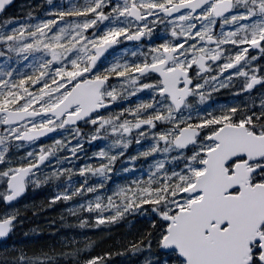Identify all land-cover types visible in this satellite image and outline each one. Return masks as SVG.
Segmentation results:
<instances>
[{"label": "snow or ice", "instance_id": "6c2138e0", "mask_svg": "<svg viewBox=\"0 0 264 264\" xmlns=\"http://www.w3.org/2000/svg\"><path fill=\"white\" fill-rule=\"evenodd\" d=\"M10 3L11 0H0V11ZM106 8L110 10L105 11ZM55 15L60 20L66 16L85 19L65 23L50 37L48 32L57 24L56 20L37 24L27 33L25 27L13 29L11 33H0V44L7 45L8 52L43 53L34 58L38 67L30 75L13 79V71H0V77H8L0 79V125H4L8 133V136H0V163L5 161L9 150L6 146L9 136L31 142L57 129L76 125L78 121L98 125L95 129L97 134L101 130L106 132L107 125H112V133L115 134L121 129L123 133H130L133 128L141 129L143 125L154 128L156 121L169 123L172 127L156 135L157 143L142 155L175 151L173 160L186 161L182 169L165 172L161 178H150L145 186L131 190V197L121 190L118 195L124 197L122 206L115 204L111 197L104 205L97 197L95 204L89 203L86 208L80 205V209L101 213L114 209V215L96 218V224L101 225L115 222L133 206L153 205L152 212L162 221L157 229L156 243L159 249L174 257L172 264H264V99L260 101L258 110L255 105L243 112L231 107L221 115L200 117L198 123L188 122L191 116L186 120L175 115L188 107L187 98L196 95L197 90L203 87L201 84L190 87L193 80L188 70L195 65L199 69V78L200 73L209 70L206 58L213 62L222 58V45L231 44L239 50L234 56L227 57L221 72L235 68L242 61L249 64L247 54L250 49H258L264 55V0H123V3L115 5L110 0H86L83 6ZM149 17L155 19L149 22ZM157 20L161 23L167 20L170 24L180 22V31L173 27L171 33L177 43L166 42L152 48L150 51L155 55H152L150 63H116L103 73L94 71L97 60L108 48L120 43L121 37L139 41L152 33L149 23L155 24ZM105 21L108 23L101 29L100 25ZM133 22H136L134 31ZM218 23L221 28L219 35L213 31V26ZM226 25L231 30L225 31ZM89 29L93 30L90 34ZM26 36L31 38V42H25ZM241 45L247 47H239ZM24 58L27 59V55ZM250 59L256 60L257 57ZM129 73H139L141 77L157 73L160 79L155 84L140 83L130 94L151 89L153 99L155 94L160 99L154 103H141L134 111L130 110L129 114L135 117L134 122L124 120L116 123L120 116L94 117L93 113L116 101L126 87L122 86L118 92L115 86L107 84L110 76L127 77L132 86L137 85L139 77ZM238 75L248 76V73L240 70ZM211 79L216 80L217 77ZM260 83L262 80L253 75L248 78L245 90H251ZM220 86L228 85L221 83ZM200 99H204L203 94H200ZM148 109L152 112H147ZM75 131L79 135V129ZM139 135L143 137L146 133L140 131ZM98 138V135L91 137L92 140ZM161 141L163 148L158 146ZM60 143L56 141L57 145ZM115 145L127 148L128 142L121 139L115 141ZM189 146H192V154L186 156L184 150ZM77 150L76 147L70 149L73 155ZM54 153V148H41L37 161L0 171V177L6 178L7 183V190L0 199L12 202L22 195L26 177L30 173L35 175L33 168ZM33 155L28 153L30 157ZM99 155L107 158L109 163L98 168H81L80 176L86 173L103 176L111 171L109 165L117 156L104 151ZM156 168L159 172L164 164L158 163ZM65 171L71 172L70 169ZM63 174L54 171L46 181L59 179ZM152 177H156V173H152ZM95 191L93 186L85 188L81 185L70 195H57L51 203L67 202L74 196ZM80 209L69 211L76 216ZM16 218V214L0 218V238L12 231ZM86 223L82 220L79 227H85ZM151 246V238L146 244L141 239L132 243L129 250L133 253L145 249L150 251ZM62 255L75 257L76 253L69 251ZM19 261L20 264H55L46 253L34 258L21 255ZM85 264H104V258L93 257ZM147 264H152V261H147ZM164 264L169 262L165 260Z\"/></svg>", "mask_w": 264, "mask_h": 264}, {"label": "trees", "instance_id": "16d2710c", "mask_svg": "<svg viewBox=\"0 0 264 264\" xmlns=\"http://www.w3.org/2000/svg\"><path fill=\"white\" fill-rule=\"evenodd\" d=\"M39 7L46 16H56L55 13H58L54 5L49 9L40 3ZM12 14L11 9L7 10L2 20L13 18ZM15 25L14 21H9L6 29L13 30ZM83 133V138L86 140L80 146V151L73 155L71 151L66 150L63 154L64 174L59 179L41 180V186L31 190L24 198L19 208L20 225L6 241L0 242V264H20L21 255L34 258L42 257L45 253L53 258L55 264H85V261L93 257L104 258V264H147L149 260L152 264H164L165 260L172 264L174 257L158 250L157 229L162 221L156 213L152 212L153 205L142 204L139 208L133 206L115 222H106L101 225L96 224V218L110 217L115 214L114 209L105 210L102 213L98 210L87 212L80 209V205L86 208L89 203L95 204L97 197L104 205H107L108 197H111L115 204H121L124 197L118 195L121 192L120 188H138L153 178L152 173H156L157 178L163 177V170L157 172L154 166L157 159L164 158L160 156L162 152L158 151L148 156L142 155L156 142L146 140L137 143L135 141L129 144L127 149L128 162L123 163L120 158H117L109 165L111 171L105 172L103 176L91 173L80 176L79 171L84 166L98 168L101 164L109 163L107 158L96 159L95 150L99 149L101 144L93 143L94 141L92 144L89 143L87 133ZM158 146L163 148L164 144L159 143ZM171 155L172 153H169V157ZM165 166L177 171L184 167L177 161L166 162ZM68 169L71 172L65 171ZM86 178L87 184H85ZM81 185L85 188L93 186L96 191L74 196L67 202L59 200L55 204L51 203L57 195L63 193L70 195ZM70 209L80 210L76 216H73L70 214ZM82 220L87 222L83 228L79 227ZM149 238L152 240L150 251L145 249L133 253L129 250L132 243L144 239L146 244ZM69 251L76 253L75 257L62 255Z\"/></svg>", "mask_w": 264, "mask_h": 264}, {"label": "rangeland", "instance_id": "374dc122", "mask_svg": "<svg viewBox=\"0 0 264 264\" xmlns=\"http://www.w3.org/2000/svg\"><path fill=\"white\" fill-rule=\"evenodd\" d=\"M40 3L44 5V7H48L51 9L54 6H56V10L58 12L61 11H67L70 8L73 7H80L83 6L86 3V0H52L51 3L48 2V0H18L17 3L12 8L13 12V18H6L4 20H0V33H4L6 30L7 33H11V29H6V24L9 21H14L15 28L19 29L21 27H25V31L27 33L28 30H31L35 25L40 24L42 22H46L49 20H56L57 24L53 25L52 31L48 32V29H45L46 32H48V36L50 37L53 35V33L57 32L60 27H63L65 23H77L82 22L85 18L84 17H72V16H66L63 20H60L59 17L56 16H46L42 9L39 7ZM110 9L106 8L105 11H109ZM37 11H40L37 13ZM155 18H152L149 20H153ZM174 19V18H173ZM108 22L105 21L104 24L100 25V28L103 29L105 25ZM179 23L178 21L175 22V24H170L168 22L161 23L159 20H157V23L151 24L149 23V27L153 29L152 32H160L161 35H171L173 27L176 28V31L179 32ZM243 23V22H241ZM142 25V24H141ZM218 25V27H217ZM213 26V31L219 35L221 32V28L219 26V23ZM136 25L133 23V31L135 30ZM225 31L231 30L230 26H225ZM93 30L89 29L88 33L90 34ZM183 38H181L182 40ZM175 42H177L175 39H173ZM25 42H31V38H28L26 36ZM191 42V41H190ZM210 47V45H208ZM221 49L223 50V56L221 58L220 64L216 66H209V70L205 75H201L200 77H203V81L201 82L200 77L197 78V72L196 70V84L203 85L202 88L197 90L196 95H192L193 98L187 102L188 107H184L183 110L176 116L180 117L182 116L184 119H188L189 116H191V120L188 122L191 123H198L200 117L208 118L209 114L212 115H221L222 113L226 112L231 107H246L245 110H250L253 108V106H256V109L258 110V106L260 104L261 100H254L249 101L248 98H242L244 95V89L243 86L245 84V79L251 74L255 73H264V60L261 61V58L264 59V55H262L260 52L257 53L256 60H251L250 58L253 56L251 54H247L248 58L250 60L249 64H245L242 62V65L240 68L237 69H228L224 72H221L220 68L223 63L227 62V57L234 56L235 53L239 50L237 46L231 45V44H225L221 46ZM0 52H3V55H0V71H7L11 70L13 71V79H18L20 75L28 74L30 75L35 67H38V64L35 61V57H40L43 55V53L34 52L31 54L27 53H21L17 54L15 52H8L7 51V45L0 44ZM27 55V59L24 58V56ZM112 58H108V60L102 61L101 64L98 65V67L95 69V72L103 73L105 69L110 68L112 65L116 63L120 64H135V63H142V61L151 59L152 56L150 54L144 55L142 54V50L139 46L128 48L124 47L114 52V54L111 56ZM44 58H50V57H44ZM70 67V65H69ZM240 70H243L248 73V76H240L238 75V72ZM129 75H132V73H129ZM217 77L216 80H212L211 77ZM229 77H231V80H229ZM0 79H8V77H0ZM205 80H208V83H206ZM140 83H153L155 84L156 81L154 79H139L136 86H132L129 82L127 77H117L115 75H112L109 77V85L115 86L118 92H121L122 86H126L124 88V91L121 92V95L118 96L117 100L113 103L114 109L111 111H104L102 113L94 115H102L105 118L109 117H115L120 116V120L116 123H122L124 120L129 121H135V117L129 114V111H134L138 105L141 103H154L155 100H159L158 94H155V100L153 99L154 93L151 89H143L140 91H136L135 95H131L133 91H135L136 87H139ZM221 83L228 85L227 87H221ZM215 88V90H214ZM263 89L259 91V93H262ZM200 94L204 95V99H200ZM264 95V94H263ZM240 98L246 100H240ZM166 111V110H165ZM147 112H152V109H148ZM122 114V115H121ZM143 114V113H142ZM156 127L149 128L147 125H143L141 129H135L133 128L130 133H123V130H118L115 134L112 133V125H107V131L101 130L100 133H96L95 129L98 127V125H92L91 123L85 124L83 123L82 126L77 127L79 129V135H77L75 128H72L71 130H67L63 134V141L61 144L64 146V151L69 150L73 147H76L79 151V147L83 144L84 139V133H87V141L92 144L97 143L101 144L99 149L95 150V157L96 159H104L100 157L99 153L101 151L107 152L109 155H116L117 158H120L123 163L128 162L129 158L126 156V152L129 144L139 140V142L146 141V140H152L153 142L157 143V140L154 138L156 135L161 133L162 131H165L172 127L169 123H161L159 121L155 122ZM144 131L146 133L145 136H140L139 132ZM83 133V134H82ZM93 135H98L100 138L92 140L91 137ZM124 140L128 142V147L123 148L122 146L115 145V141L117 140ZM85 142V141H84ZM161 145H163V142H159ZM57 146L55 142V147ZM120 153H123V155H120ZM172 153L171 157H169V153L160 154L161 157H164L163 159H157L155 161L154 166H156L158 163H163L164 168L162 169V176L165 172H171L173 168H167L166 162L169 163L171 161L172 163L177 161V163L184 165L186 161L184 160H173L172 158L176 156V152H170ZM184 153L186 156H191L192 154V147L184 150ZM92 157V155H91ZM65 161V159H64ZM63 161V162H64ZM100 161V160H96ZM109 162V161H108ZM9 164V163H8ZM7 164V165H8ZM5 166L3 171L8 170V166ZM62 165V162H61ZM53 166V165H52ZM86 167V166H84ZM82 167V168H84ZM64 171V170H63ZM48 174L44 175L47 176ZM156 179L157 177H153ZM1 180V178H0ZM140 185L138 187L145 186ZM137 188H131V189H125L120 188L119 191L124 190L125 194L132 196L131 190H136Z\"/></svg>", "mask_w": 264, "mask_h": 264}, {"label": "flooded vegetation", "instance_id": "af4514ba", "mask_svg": "<svg viewBox=\"0 0 264 264\" xmlns=\"http://www.w3.org/2000/svg\"><path fill=\"white\" fill-rule=\"evenodd\" d=\"M110 2H111V0H110ZM111 4L115 5L116 3L111 2ZM152 18H155V17H150L149 20ZM165 22H167V20H165ZM140 24H143V22H141ZM217 27H218V25H217ZM173 39L174 38L172 37V35H161L160 32H152L150 35L146 34L145 36H143L141 38L139 43H132V42H129V40H126L123 37H121L120 38L121 42L116 44L117 45L116 48H114L111 52H109V54L105 57L104 60H108V58H112L111 56L114 54L115 51H117L121 48H124V47L133 48V47L139 46L142 50V54H144V55L150 54V56H152V55H155V53H152L150 51L152 48L159 47L161 44L166 43V42H171L173 44L177 43ZM189 43H191V42H189ZM185 47H187V45H185ZM210 47L214 48L215 45H210ZM239 47H247V45H241ZM258 52H259L258 49H250L248 54L256 56ZM181 59H184V57H181ZM262 60H264V59L261 58V61ZM220 61H221V59L216 61L215 63L208 62L207 66H208V68H209V66H216V65L220 64ZM144 62L150 63L151 59H147V60L142 61V63H144ZM242 62L240 65H237L235 69L240 68L242 65ZM196 70H198L197 67L195 65H193L192 68H190L188 70L189 76L191 77V75H194L196 77V74H195ZM132 75L135 76L134 73H132ZM253 75H255L257 78L261 79L262 83L256 84V85H254V87L251 90L246 91L245 90V84H246L248 78L253 76ZM136 76L142 80L143 79H154L156 82L160 79L158 75L152 74V73H149L144 77H140L138 75H136ZM251 76H249L245 79V84L242 86H243V89L245 91L244 94L250 93L252 96H255V92L257 90H259V88L263 87V85H264L263 84L264 83V73L261 74L258 72L255 74H251ZM200 79L202 82L203 77H200ZM205 81H207V80H205ZM193 83L194 84L197 83V80L196 81L193 80ZM113 109H114V106H113V103H111L110 110H113ZM36 119L39 120L40 118L37 117ZM21 123H24V122H21ZM0 136H8V133H7L4 125H0ZM54 140H56V141L59 140L62 143V141H63L62 135H60L58 137L54 136V137L38 138L35 141H31V142L15 140L13 137L9 136L8 137V143L6 144V146L8 147L9 150L5 154V161L3 163H0V171H3L4 167L8 163H9L7 165L8 167L14 166L13 168H16V167H21V166H27L30 161L31 162L37 161L41 148H43L45 150L49 149V145L52 144L54 142ZM61 143L59 144V147L63 146V144H61ZM29 152H32L34 155L31 157L28 156ZM48 170H49V163L47 162L40 169L33 171V173H35V175L30 174V177L28 178V180L26 182V187H27L26 192L27 193L30 189H32V186L34 185V181L38 182L44 175H46L48 173ZM35 184H37V183H35ZM6 190H7L6 178L2 177V181L0 182V195H2ZM22 200L23 199L18 200V201L14 202L10 205H5L3 200L0 199V218H3L6 215H12V214H16V216H17L18 206Z\"/></svg>", "mask_w": 264, "mask_h": 264}, {"label": "water", "instance_id": "95a60500", "mask_svg": "<svg viewBox=\"0 0 264 264\" xmlns=\"http://www.w3.org/2000/svg\"><path fill=\"white\" fill-rule=\"evenodd\" d=\"M15 0H11V3L10 4H8V5H6V7H5V9H7V8H9L12 4H13V2H14ZM114 1H116V0H114ZM117 1H123V0H117ZM4 9V10H5ZM4 10L3 11H0V16L2 15V13L4 12ZM133 41H136V40H133ZM136 42H138V41H136ZM116 45V44H115ZM115 45H113V46H111L110 48H108L107 49V51H105L104 52V54L97 60V62H96V64L98 63V61L101 59V58H103L112 48H114L115 47ZM208 61V59H206L205 60V63ZM110 106V105H109ZM109 106L107 107V108H109ZM107 108H103V109H100L99 111H103V110H105V109H107ZM79 122H82V121H78L77 123H79ZM68 126H73V125H68ZM67 127V126H66ZM56 131H54V132H51V133H47L46 135H44V136H47V135H52V134H54ZM41 137H43V136H41ZM46 162V160L44 161V163ZM44 163H42V164H39V166L37 167V168H33V170H35V169H38V168H40ZM32 170V171H33ZM27 178V177H26ZM25 192V191H24ZM24 192H23V194H24ZM22 194V195H23ZM22 195H20L18 198H16L14 201H16L17 199H19ZM14 201H12V202H14ZM12 202H6L7 204L8 203H12ZM13 230V229H12ZM8 236H9V234L6 236V237H3V238H0V241H4V240H6L7 238H8ZM160 251H162V252H165L166 253V251L165 250H163V249H160Z\"/></svg>", "mask_w": 264, "mask_h": 264}, {"label": "bare ground", "instance_id": "6f19581e", "mask_svg": "<svg viewBox=\"0 0 264 264\" xmlns=\"http://www.w3.org/2000/svg\"><path fill=\"white\" fill-rule=\"evenodd\" d=\"M23 227V226H22Z\"/></svg>", "mask_w": 264, "mask_h": 264}]
</instances>
